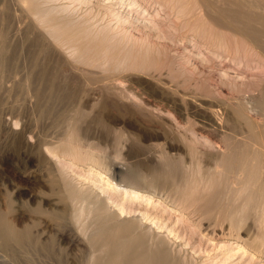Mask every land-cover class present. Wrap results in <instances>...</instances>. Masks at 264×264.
Listing matches in <instances>:
<instances>
[{
	"label": "bare ground",
	"instance_id": "bare-ground-1",
	"mask_svg": "<svg viewBox=\"0 0 264 264\" xmlns=\"http://www.w3.org/2000/svg\"><path fill=\"white\" fill-rule=\"evenodd\" d=\"M1 138L0 264H264V0H0Z\"/></svg>",
	"mask_w": 264,
	"mask_h": 264
},
{
	"label": "rangeland",
	"instance_id": "rangeland-1",
	"mask_svg": "<svg viewBox=\"0 0 264 264\" xmlns=\"http://www.w3.org/2000/svg\"><path fill=\"white\" fill-rule=\"evenodd\" d=\"M210 74V73H209ZM207 74L206 76L208 77H211L212 78V75H213V77H214V74ZM194 77L196 76L197 77V75H193ZM144 84H146V83H141V84H139L140 86H138V84H135L136 86L134 87V84H133V86H132V88L136 91L137 90V92H142V90H143V92H142V94L143 93H145V94H147V95H149L148 93H149V87L148 88H146V86H148V85H144ZM205 84V87L207 88V82H205L204 83ZM144 85V86H143ZM137 86H138V89H136L137 88ZM144 87H145V89L147 90L148 89V92H146V90L144 89ZM142 89V90H141ZM225 89V88H224ZM145 91V92H144ZM225 92V91H224ZM145 94H144V96H145ZM145 96V97H147L151 102L153 101V100H159V99H157V98H153V97H151L150 96V98L151 99H153V100H151L150 98H149V96ZM154 102V101H153ZM152 102V103H153ZM154 103H156V101L154 102ZM101 105L99 104V107H98V105L96 106L97 108L96 109H99V111H97V110H95V113L97 112V114L99 113V114H101L100 113V111H104L105 109H104V107H103V104H102V108L100 107ZM109 108V107H108ZM112 109H114V110H116V111H113ZM112 109H111V107L108 109V110H111V111H113V113H118V115H120L121 114V112H124V111H119V112H117L118 110L115 108V107H112ZM102 111V112H103ZM115 113V115H117ZM122 114H125L124 115V117L126 116V117H128V114L127 113H122ZM122 116V115H121ZM137 115H135V119H137V120H140V122H145V121H143V118L142 117H140L139 115V117L140 118H137L136 117ZM142 118V119H141ZM97 119H95V120H92V121H94V122H91V125L93 126L94 124V126H93V128L97 125V127L99 126L97 123V121H96ZM142 120V121H141ZM95 121H96V123H95ZM94 123V124H93ZM237 127V130H238V126H236ZM107 133V132H106ZM105 136H106V138H107V140H108V137H109V142L108 141H105V142H107L108 144H112L113 145V134L111 133L110 134V132H109V134L107 133V134H105ZM210 136H212V135H210ZM1 140H2V143H1ZM5 139L4 138H1L0 139V144L2 145H0V151H2L1 153H0V156L1 155H3V153L5 152V151H7V148H8V146H6L7 144L5 143V141H4ZM3 142L5 143V145L3 144ZM136 144V143H135ZM112 145H110V146H112ZM137 145V144H136ZM3 146H6V147H4L3 148ZM3 148V149H2ZM6 148V149H5ZM187 154V152L185 151V154L184 155H186ZM186 157V160L187 161H190V159H189V156H185ZM5 159V160H4ZM205 159H207V160H204V163L206 164V166L207 165H211L212 164V160L211 159H208V158H205ZM2 160V161H1ZM3 160L6 162H3ZM7 160V161H6ZM0 164H2L0 167L1 168H3V171L5 172V170H6V172H5V179H6V181H7V183L9 184V182H10V185H9V188L10 189H15V190H17L19 193H22V194H20L21 196H24L29 190V192H33V190H34V192L36 191H38V190H40V189H42L41 188V184H37L38 183V181L36 182L35 181V179L34 178H32V179H25L24 177H21L20 175H19V172L22 170V169H19V168H22L23 166L22 165H24V164H20V163H15V161L12 163L11 162V159L9 160V159H7V158H2L1 159V157H0ZM3 162V163H2ZM6 168V169H5ZM17 170V171H16ZM8 173V174H7ZM13 175H15V176H13ZM21 177V178H19V177ZM12 177H16V178H12ZM19 178V179H18ZM23 179V180H22ZM11 180V181H10ZM5 181V182H6ZM27 181V182H26ZM30 181V182H29ZM0 189L1 188H4L5 187V185L0 181ZM12 185V186H11ZM11 187H13V188H11ZM39 187V188H38ZM18 188H20V191L18 190ZM29 189V190H28ZM38 189V190H37ZM26 190H28V191H26ZM44 190V189H43ZM0 198H1V196H0ZM22 198H24V197H22ZM4 199H6L7 200V197H5L4 196ZM21 204V203H20ZM252 219H253V215H250L249 217H248V223H251L252 222ZM49 248H51V247H49ZM49 248H48V250L46 251V253H48V254H46V256H48V257H44V256H42V258L40 259V261L39 260H35L36 261V263L37 262H39L40 264H82V261H84V258H82V257H84L83 256V254L82 253H80V252H78V251H73V252H71V251H69V250H71V249H68V251L67 250H61V249H58L57 247L56 248H53L52 247V251H50L49 252ZM57 249V250H56ZM236 251V250H235ZM234 251V252H235ZM67 252V253H66ZM50 253H53V255L52 254H50ZM61 253V254H60ZM79 254V255H78ZM215 255V254H214ZM214 255H212L211 257H209V258H213L214 257ZM241 255V252H239V254L234 258V259H232V260H234L235 262L238 260V259H240V256ZM50 256V257H49ZM208 258V257H207ZM29 259V260H28ZM42 259H44V261L42 260ZM1 260H2V258H1ZM3 261V260H2ZM28 261H29V264H32V262L30 261V257L29 258H27V256H25V257H23V258H20V260L19 259H17L16 260V262H12L13 264H18V263H20V264H28ZM1 262V261H0ZM22 262V263H21ZM38 263V264H39ZM224 264V263H223Z\"/></svg>",
	"mask_w": 264,
	"mask_h": 264
}]
</instances>
